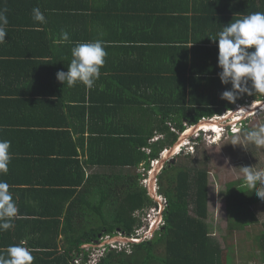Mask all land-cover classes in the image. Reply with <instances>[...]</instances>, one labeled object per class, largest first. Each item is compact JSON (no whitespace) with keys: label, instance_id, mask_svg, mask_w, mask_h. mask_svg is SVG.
Here are the masks:
<instances>
[{"label":"trees","instance_id":"obj_1","mask_svg":"<svg viewBox=\"0 0 264 264\" xmlns=\"http://www.w3.org/2000/svg\"><path fill=\"white\" fill-rule=\"evenodd\" d=\"M9 1L13 3L6 9L0 0V9L7 10L9 20L8 35L0 43V65L9 67L14 64L10 61L24 55L25 64L33 66L27 72L41 88L47 89L52 75L56 76L53 86L61 88L63 83L58 81L57 73L68 70L71 49L76 43L102 40L107 55L101 75L91 88L80 82L74 86L65 83L66 94L58 95L53 102L45 101L49 102L47 105H35L42 109L26 106L27 116L32 115L27 119L26 128L35 123L37 127L48 128L51 123L39 122L48 114L54 116L51 127L57 130L48 132L47 138L58 148L41 155L62 165L49 166L52 172L44 174V181L29 178L26 173L24 178L15 180L0 174V180L10 185L19 210L13 219L14 227L0 231V251L24 240L34 257L33 264H73L77 255L83 256L81 264H87L90 249H82L83 245H93L100 237H115L118 232L126 238H137L143 223L135 212L156 205L141 182L151 170L152 162L158 161L187 127L204 118L220 116L225 109L231 111L236 104H245L246 99L264 100V94H244L235 104L229 103L221 99V93L231 85L222 84L218 73L189 69L187 65L189 48L185 44L196 43L197 36L186 38L185 29L193 31L207 27L210 22L218 26L219 33L227 20H219L217 24L216 18L224 15L232 21L243 15L240 17L236 8L233 12L228 8L225 13L211 6L209 22H201V17L197 19L190 14L202 12L200 5H191V1L197 0H95L87 4L79 0H25L23 6L17 4L22 2ZM256 2L250 0L243 14L264 12V0L260 1L262 5ZM36 7L45 16L43 23L32 18ZM89 15L95 23L89 22ZM110 15L115 17L111 31H108V22L96 24ZM63 31L69 34L67 42H60ZM216 36L204 39L208 42L205 49L210 46L214 49L213 63L218 65V41L211 39ZM170 45L178 46V50L170 48V67L160 69L154 59ZM21 46L24 54L16 52ZM181 50L185 52L184 57ZM116 55L132 57L134 67L130 70L128 66L121 70L114 67ZM184 60V67H178ZM197 83H201L200 89L206 85L210 89L196 91ZM181 85H185L184 89L177 92L175 89ZM161 90L164 91L159 99L155 91ZM40 94L47 97L44 91ZM184 94L187 99L181 100ZM16 103L0 97V113L11 111ZM66 111L72 115L65 116ZM3 124L1 121L0 125ZM68 126L80 133L76 141L66 131ZM3 130L0 126L2 136L6 135ZM69 144L74 146L72 153L68 152ZM256 152L250 150L246 155L256 159L259 157ZM12 162L14 159L7 171L10 176L17 169ZM237 162L244 163L239 158ZM29 163L26 161L25 170L32 169ZM86 170L90 175L87 176ZM208 178L206 159L192 157L191 166L183 167L168 162L156 182L158 192L168 201L162 228L152 239L127 243L133 249L131 254L106 246V253L97 264H229L231 250L208 231ZM36 185L45 187L36 192H48L47 199L39 204L27 201ZM256 189H261L260 185L249 188L245 178L228 185L226 209L230 229L242 230L241 220L247 214L250 218L244 226L256 223L253 211L264 215V200L257 197ZM51 192H64L65 196L50 199L54 195ZM48 207H55L57 211L45 212ZM261 225L263 230L254 243L260 254L258 257L253 253L250 259L264 264V220Z\"/></svg>","mask_w":264,"mask_h":264},{"label":"clouds","instance_id":"obj_2","mask_svg":"<svg viewBox=\"0 0 264 264\" xmlns=\"http://www.w3.org/2000/svg\"><path fill=\"white\" fill-rule=\"evenodd\" d=\"M6 11V9H0V43H4L8 35L7 26L9 20ZM32 18L34 21L41 23L45 21V16L38 7L33 8ZM211 39L213 42L218 41V66L221 69L218 75L221 83L231 85L230 89H226L221 93V99L235 104L244 94L249 96L264 94V12H252L243 15L240 19H233L223 27L215 38ZM67 41H69V34L63 31L60 42ZM71 55L72 59L68 65V70H61L57 73L58 81L64 85L66 83L68 86H74L77 82H80L91 88L95 81L99 79L100 70L105 63L104 58L107 52L105 51L104 42L95 40L76 43L71 49ZM251 102L253 101H246V104ZM254 103H264V100ZM261 109L260 111H264L263 108ZM244 136L248 142L253 143L257 147H264V124L254 129L246 130ZM231 144L239 145L240 137L234 136ZM10 148L11 141L0 140V174H6L8 171V166L12 159ZM159 165L154 167V170L158 169ZM163 165L164 163H162ZM149 172L147 177L141 182L142 184L145 182L147 184L146 187L149 186ZM242 172L245 183L249 188H256L258 183L264 185V169L254 170V167L245 166L242 167ZM255 194L258 198L264 200V189H256ZM149 195L156 205L150 208V213L147 212L142 216L143 224L137 233L143 228L149 229L150 225L146 223V216L152 215L154 208L158 207L157 209H159L160 206L163 207V210L156 222H161L163 225V213L167 206V198L161 192H153V194L149 192ZM162 196L165 198L164 203L160 199ZM156 199H159V201ZM18 211L17 203L10 191V185L4 180H0V231H7L14 227L13 219L18 216ZM140 213L144 212L140 211ZM119 236L124 237L118 232L117 236L111 238L114 240V238ZM103 238L101 237L93 245H83L82 249L87 250L86 246L91 247L100 244ZM129 239H137L138 241L143 239L144 241L146 238L142 236L141 238ZM77 257L83 260V256L80 255H77L74 260ZM33 260L34 257L31 250L26 246L24 240H21L19 244L8 246L6 250L0 251V264H33ZM74 260L73 264H75Z\"/></svg>","mask_w":264,"mask_h":264},{"label":"crops","instance_id":"obj_3","mask_svg":"<svg viewBox=\"0 0 264 264\" xmlns=\"http://www.w3.org/2000/svg\"><path fill=\"white\" fill-rule=\"evenodd\" d=\"M15 2H22L17 3L19 6L22 5L25 0H14ZM54 2L55 0H45ZM61 1V0H59ZM99 1V0H98ZM156 1V0H151ZM250 0H197V1H191L192 6L200 5L201 6V13L198 12H190L192 16L195 18L201 17V22H209L210 20V13L212 12V7L214 6L217 11L225 12L228 8L233 12L236 9L239 11V16L243 14L244 10H247L248 8V2ZM261 0H258L256 4L262 5L260 2ZM79 2L84 3H95V0H79ZM13 2H10L9 0H3V5L6 7V9H9ZM212 3V4H211ZM115 5V3H114ZM116 7V5H115ZM114 7V8H115ZM195 7H193L194 9ZM231 14V13H229ZM114 15H110L108 18H103L101 21L97 22L98 26L105 25V22H108V31H111V29H114V21L115 17ZM188 17V16H187ZM105 19V20H104ZM89 22L95 23V19L89 15ZM221 20L226 21L227 24L231 22V19L226 16H220L216 18L215 22L217 24L220 23ZM217 27L215 25L213 26L210 22L207 27H201L193 31H187L184 30V35L186 38L191 37L192 35H196L194 39L196 40V43L189 42L188 44H185L186 47L189 48V56L187 58V65L189 69H196V70H204L206 73L209 70H212L213 73H219L221 69L218 65H215L214 58V49L210 46L208 50V42L204 38H209L208 36H216L218 33ZM73 39V38H72ZM77 39H73L72 41H76ZM171 47H174V51L178 50V46H165L163 48V52L160 53L159 57H156L154 59V63H157V66L161 68H168L170 67V63L168 62L169 58V50ZM2 51V50H1ZM24 51V47H18L16 48V52H22ZM127 52V51H125ZM125 52H120L119 54H124ZM181 53L183 57L185 56L184 50H181ZM192 53V54H191ZM24 54V52H22ZM218 57V54H217ZM24 55L15 59L14 61H10L9 63H13V65L9 67H5L3 65H0V97H3V100H8L10 98L13 101H18L16 103V107H14L11 111H7L4 113H0V123L1 121L4 122L3 125H0L2 129H4L2 132L6 133V135L0 134V140H9L11 141V148L10 152L12 153V159H14L13 165L16 166V170L11 172L10 174L7 172L4 174V178H10L12 180H15L16 178H24L25 173L29 175V178L31 176L34 177V180H40L44 181V174L48 173V171L52 170L48 169L49 166H57L61 167V163L58 162H52L47 157H44L43 153L49 152L51 150H56L58 147L56 146L53 141L49 142L50 139L47 137V133L55 129L56 127L53 126L54 123V116L48 114L47 118L41 119L39 123L41 125H47V123H51V125H48L50 127L48 128H40L37 127L36 123L34 125L29 126L26 128V123L28 117H31L32 115L27 116L28 111L26 109L27 105H32L35 109H42L43 107L37 106L36 104L43 103L44 105H47L49 102H53L56 98L59 96H62V93L66 94L65 85H61V88H55L53 86V80L56 77L55 75H52V77H49V80L51 81V84H48L51 87L41 88L39 84H36L34 82L33 77L30 75L28 69H31L33 66H27L25 64L26 59H23ZM1 60V58H0ZM114 62L117 63L116 66L119 70L125 69L126 66L129 67V70L134 67V64H132V57H125L123 58L122 55H116L113 58ZM110 64L109 66H112L113 62L109 59ZM61 66V64L59 63ZM185 65V60L180 62L178 64V67L183 68ZM37 66H35L33 69H35ZM111 69V68H110ZM27 72V73H26ZM201 83H197L196 91H199ZM185 85H181L180 88L175 89L177 92H180V89H184ZM202 89V88H201ZM200 89L199 92H204L206 90H209L208 85H206L202 90ZM42 91H44L45 95L47 97H42L40 94ZM162 91H155V95L157 98L161 99L162 97ZM187 91L190 92V87H187ZM198 92V93H199ZM154 93V92H153ZM152 93V94H153ZM202 94V93H201ZM200 94V95H201ZM67 97H72L71 94H67ZM187 99L186 95L184 94L181 98V100ZM45 101H49L45 103ZM246 101H253V102H260L263 100H260L258 98L255 99H246ZM3 104V103H2ZM68 104V103H67ZM68 109V108H67ZM65 116L68 117L70 114L68 111L65 112ZM47 119H51V122H48ZM35 121V120H34ZM13 124V125H12ZM75 127H66V131H69L72 133L75 141L78 137H80L79 132L74 131ZM1 132V131H0ZM42 151V153H41ZM80 152V149L78 150ZM68 152L72 153L74 152V146L72 144H69L68 146ZM26 161L30 162L28 164V167H32V169L25 170V163ZM30 171V172H28ZM73 172V171H72ZM93 173V172H92ZM87 176L90 175V172L86 170ZM1 176V177H3ZM41 188H45L43 185H36L33 189H31V192L33 194L30 196V198L27 201L35 202L36 204H39L40 201H44L47 199L48 192H36L40 190ZM49 190V186L46 187ZM51 188V187H50ZM54 193V195L51 198H57L60 196H65L64 192H51ZM50 193V195H51ZM49 209H46L45 212H56L55 207H48Z\"/></svg>","mask_w":264,"mask_h":264},{"label":"rangeland","instance_id":"obj_4","mask_svg":"<svg viewBox=\"0 0 264 264\" xmlns=\"http://www.w3.org/2000/svg\"><path fill=\"white\" fill-rule=\"evenodd\" d=\"M46 2V1H45ZM53 2V1H52ZM250 104V107L246 110L236 112L235 110L239 107H247ZM249 104L239 105L236 104L235 109L232 112L233 119H228L226 122H223V130L219 126L217 136L213 133H208L206 130L203 135H200V127L196 128L198 131L194 133H188L191 127H187L188 136L180 141V148L176 154L169 155L164 162L163 166H160L156 175L153 174L154 167L151 168L149 172V184L151 182L152 189H156L158 192V187L156 185L157 176L162 171L161 168L166 166L168 162H175L176 165L180 167L191 166V159L200 158L207 160V168L209 171V198H208V231L211 236H214L222 246H228V249L231 250V258L229 264H259L258 261H252L250 256L255 253L259 257V250L254 245L256 242L255 238L260 235L263 230L261 222L264 220V215H260L259 212H256L254 220H257L256 223H253L248 226H244L248 223L250 216L247 214L241 220V226L243 229L232 230L228 227V213H227V188L230 183H236L239 180L244 178L242 167H254V170L264 169V147H257L253 143H250L246 140L244 133L246 130H251L258 127L261 124H264V111H257L255 114L246 112L250 110L256 103L251 102ZM257 105L255 106V108ZM245 109V108H244ZM244 112V113H243ZM252 114V115H251ZM236 115V116H234ZM231 117V118H232ZM226 118V117H225ZM236 118V120H235ZM216 120L221 121V118H216ZM232 121H235L234 124ZM232 123V124H230ZM234 136L240 137L239 145H232V138ZM199 138L198 140H195ZM186 144V145H184ZM173 147V146H172ZM171 149L168 148L164 150V154L169 152ZM256 150V153H259V157L256 159H250L246 155L247 151ZM263 153H262V152ZM249 154V153H248ZM160 159L163 156V153L160 155ZM243 159V164L240 165L237 162V159ZM159 159V160H160ZM161 163V162H160ZM256 163H259L256 165ZM153 166V163H152ZM171 169H168L170 171ZM144 171V170H142ZM173 173V171L171 170ZM150 178L152 180H150ZM261 189H264V185L258 183ZM143 185L146 187L147 184L143 182ZM158 195V193H157ZM165 197V196H164ZM163 196L160 197L164 203ZM154 206L151 205L144 209V213L140 211L135 212V216L141 218L143 222V215L145 213H150V208ZM158 208V207H157ZM154 208L152 215L146 216V223L150 225L151 221L158 218V209ZM260 208V207H259ZM247 222V223H245ZM162 223H155L154 229L151 232L148 231L147 237H144L146 233V228L140 230L136 237L151 238L155 237L158 231L162 228ZM245 227V228H244ZM105 238V237H104ZM224 246V247H225ZM97 249L93 250L94 257L102 256L106 253V244L103 243L100 246H92ZM111 248V247H110ZM113 249V248H111ZM89 250V249H87ZM118 251H125L127 254L132 253V247L119 243L117 244Z\"/></svg>","mask_w":264,"mask_h":264},{"label":"bare ground","instance_id":"obj_5","mask_svg":"<svg viewBox=\"0 0 264 264\" xmlns=\"http://www.w3.org/2000/svg\"><path fill=\"white\" fill-rule=\"evenodd\" d=\"M239 105H241V104H239ZM242 105H244V104H242ZM257 105V107L255 108V106ZM236 107V106H235ZM250 107V106H249ZM248 106H247V108H249ZM245 108V109H244ZM246 108V106L245 107H239L238 109H236L235 111L236 112H240V111H242V110H246L247 109ZM260 108H263V110H264V103H260V104H255L254 105V107H252L250 110H247L246 112H249L250 111V113H253V114H255L254 112L257 110V109H260ZM235 109V108H234ZM233 109V110H234ZM233 110H231V111H227L226 109L223 111V113H222V115H220V116H214L213 118H210V119H202V120H200V122L198 123V124H196V125H194V126H192L190 129H189V131H188V133L190 132L191 134L192 133H194L195 131H198L196 128H198V127H200L202 130H200V135H203L204 133H213L214 135H216L217 136V132L219 133V131H218V128H219V126H221L220 127V129L221 130H223V122H226L228 119H233L234 117H232L233 115H232V112H233ZM251 110H253V111H251ZM234 113V112H233ZM244 113V112H243ZM249 113V114H250ZM252 115V114H251ZM234 116H236V115H234ZM226 117V118H225ZM232 117V118H231ZM216 118H221L222 120L221 121H218V120H216ZM235 120H236V118H235ZM234 122L235 121H232V123L234 124ZM232 123H230V124H232ZM236 123V122H235ZM206 130H208L207 132H205ZM187 131V130H186ZM186 131H184V133L183 134H181V136H180V138L178 139V141L173 145V147H171L170 149V151L169 152H166L165 154H164V152H163V156H162V158L160 159V160H158V161H154V162H152L153 163V166L152 167H156L157 165H159L160 164V162L161 163H164L165 162V159L169 156V155H171V154H176L177 153V151L180 149V148H182V147H180L179 145L181 144L180 143V141L181 140H183L184 138L183 137H187L188 136V133L186 132ZM182 142V141H181ZM184 145H186V144H184ZM161 157V156H160ZM174 162V161H173ZM162 169V168H161ZM158 170L159 169H156V170H153V174L154 175H156L157 174V172H158ZM150 180H152L151 178H150ZM157 182V181H156ZM156 186V185H155ZM150 187H151V182H150V184H149V186L147 187V189H148V191H150ZM152 192H156V189L154 188V189H152Z\"/></svg>","mask_w":264,"mask_h":264},{"label":"built area","instance_id":"obj_6","mask_svg":"<svg viewBox=\"0 0 264 264\" xmlns=\"http://www.w3.org/2000/svg\"><path fill=\"white\" fill-rule=\"evenodd\" d=\"M162 210H163V207L160 206V208L158 209V212H157L158 213V216H157L158 218L161 215ZM158 218H156V220L151 221L150 227H149V229L146 230V233H145L144 237H147L146 235L148 234V231L150 230L149 232H151V230L154 228V226H155L154 224L156 223ZM113 241L114 240L110 236H106L105 238L102 239L101 243L96 245V246H100L101 244L105 243L106 246H110L113 249H117V244H119V243H114ZM135 241H138V240L135 239ZM91 247L86 246L87 249H90L89 250L90 252H89L87 264H97L99 262V259H100L101 256L98 255V256L94 257V255L92 253L93 250H91V249H97V248H94V247L91 248ZM82 261L83 260L81 258L77 257L74 260V263L75 264H81Z\"/></svg>","mask_w":264,"mask_h":264},{"label":"water","instance_id":"obj_7","mask_svg":"<svg viewBox=\"0 0 264 264\" xmlns=\"http://www.w3.org/2000/svg\"><path fill=\"white\" fill-rule=\"evenodd\" d=\"M260 110H262V109H261V108H260V109H257L255 112L260 111ZM251 111H253V110H251ZM255 112H254V113H255ZM160 166H162V163H160L159 167H160ZM149 192H151V194H153V192H152V187H150V191H149ZM156 200L159 201V199H156ZM100 238H101V237H100ZM114 241H115V242L124 243V244H127V243L135 244V243H140V242H142L143 239H140L139 241H135V240H133V239H129V238H126V237L119 236V237L114 238ZM96 242H97V241H96Z\"/></svg>","mask_w":264,"mask_h":264}]
</instances>
